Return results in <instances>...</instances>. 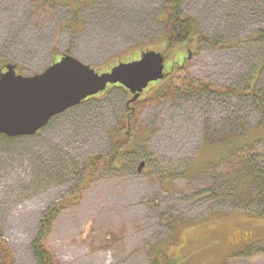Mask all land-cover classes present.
<instances>
[{
	"label": "rangeland",
	"instance_id": "1",
	"mask_svg": "<svg viewBox=\"0 0 264 264\" xmlns=\"http://www.w3.org/2000/svg\"><path fill=\"white\" fill-rule=\"evenodd\" d=\"M167 1L0 0V69L31 77L67 54L101 74L143 52L163 56ZM182 10L219 46L179 45L165 56V80L129 106L132 95L113 85L34 135L0 137V234L14 264H36L39 221L64 198L78 202L44 242L57 264H161L159 255L264 264V41L253 34L264 30V0H193ZM119 140L115 162L86 182V163ZM242 152L256 155L258 171L237 164Z\"/></svg>",
	"mask_w": 264,
	"mask_h": 264
},
{
	"label": "water",
	"instance_id": "2",
	"mask_svg": "<svg viewBox=\"0 0 264 264\" xmlns=\"http://www.w3.org/2000/svg\"><path fill=\"white\" fill-rule=\"evenodd\" d=\"M165 61L161 54L147 51L135 61L118 63L99 74L62 54L44 72L31 77L17 75L15 65L5 64L0 69V136L34 135L52 118L104 92L108 85H120L131 94L129 106L150 83L166 78ZM143 165L139 164V172Z\"/></svg>",
	"mask_w": 264,
	"mask_h": 264
},
{
	"label": "trees",
	"instance_id": "3",
	"mask_svg": "<svg viewBox=\"0 0 264 264\" xmlns=\"http://www.w3.org/2000/svg\"><path fill=\"white\" fill-rule=\"evenodd\" d=\"M193 0H168L166 5L163 7V17H164V29H165V39H164V52L163 56H167L171 51L176 49L181 44H195V45H201V44H207L213 47H218L219 43L217 41H213L199 33V29L195 23V21L185 15L182 10V5L189 3ZM253 34H256V39L259 41H264V30H258L255 31ZM180 67V66H178ZM165 80V79H164ZM162 80V81H164ZM179 80V78H177ZM157 81L156 83L162 82ZM181 82L180 86L184 88H194L199 90V92H208L210 94L214 95H240L243 96V91L236 90L232 87H223V88H214L210 84H200L197 81L194 80H186L185 82ZM171 88V87H170ZM172 90L175 89L174 86L171 88ZM106 91V90H105ZM104 91V92H105ZM104 92L98 94L101 95ZM96 95V96H98ZM252 95L255 98H259L257 94L250 93L247 94V96ZM91 99L87 98L86 100ZM84 102V101H83ZM131 115H128L126 118V125H130V122L128 121L129 118L131 120ZM3 139H9L5 138L3 136H0ZM122 140L116 141L113 146L110 149L108 156H97L96 158H93L89 160L86 164V168L84 170V174L82 177H85L86 182L90 181L92 178L93 173L98 169V166H103L105 168H110L111 165L115 162L119 150L123 146ZM256 155L252 152H242L237 155L236 162L238 165H241L243 167H250L255 168L256 171H258V166L255 162ZM103 164V165H102ZM87 169V170H86ZM249 181L247 185L250 184L251 176L247 177L246 179ZM81 182V190L88 184L84 183V179ZM78 190V186H77ZM68 199V200H65ZM70 200V201H69ZM76 202H78L77 198H64V200L57 201L55 204L49 207L48 212L46 215H44L40 221H39V231L37 234V237L31 242L30 245V251L31 256L36 264H57L54 256L51 254V252L46 248L44 242L48 234L50 233L53 224L55 222V219L59 215V212L63 208H67L69 205H73ZM0 252L3 256L2 264H14V256L9 248V246L6 243V240L1 236L0 234ZM157 260L161 262V264H169L167 258L163 255H159Z\"/></svg>",
	"mask_w": 264,
	"mask_h": 264
},
{
	"label": "flooded vegetation",
	"instance_id": "4",
	"mask_svg": "<svg viewBox=\"0 0 264 264\" xmlns=\"http://www.w3.org/2000/svg\"><path fill=\"white\" fill-rule=\"evenodd\" d=\"M59 59H60V57H59ZM167 73H169V72H167ZM109 86H112V85H108L107 87H109Z\"/></svg>",
	"mask_w": 264,
	"mask_h": 264
}]
</instances>
